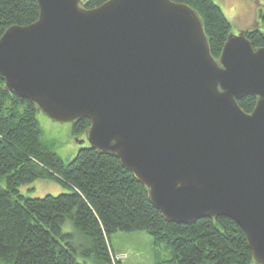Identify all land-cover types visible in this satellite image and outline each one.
<instances>
[{
    "label": "water",
    "instance_id": "obj_1",
    "mask_svg": "<svg viewBox=\"0 0 264 264\" xmlns=\"http://www.w3.org/2000/svg\"><path fill=\"white\" fill-rule=\"evenodd\" d=\"M35 1L38 19L0 38L4 88L53 121L89 119V147L166 221L229 217L264 264V45L231 32L216 58L198 11L174 0Z\"/></svg>",
    "mask_w": 264,
    "mask_h": 264
},
{
    "label": "trees",
    "instance_id": "obj_2",
    "mask_svg": "<svg viewBox=\"0 0 264 264\" xmlns=\"http://www.w3.org/2000/svg\"><path fill=\"white\" fill-rule=\"evenodd\" d=\"M86 7L106 0H83ZM188 3L203 20L211 52L218 58L232 23L214 0ZM39 17L35 0H0V38L12 25H28ZM264 25V14L262 15ZM264 28L246 30L254 47L264 45ZM0 75V264L120 263L110 245L117 231H146L154 242L173 249L175 264H254L246 234L229 217L201 218L192 224L166 221L150 202L148 188L116 156L81 147L66 162L42 140L39 111L33 103L6 90ZM251 112L256 98L238 101ZM89 119L71 123L75 135L86 134ZM37 179L57 180L70 192L29 197L20 188ZM4 182V184H3ZM70 220L83 240L73 245L63 233Z\"/></svg>",
    "mask_w": 264,
    "mask_h": 264
},
{
    "label": "rangeland",
    "instance_id": "obj_3",
    "mask_svg": "<svg viewBox=\"0 0 264 264\" xmlns=\"http://www.w3.org/2000/svg\"><path fill=\"white\" fill-rule=\"evenodd\" d=\"M214 1L232 23V33L238 34L240 31L253 28H264L262 18L264 0ZM37 117L42 129V140L52 146L66 162L72 160L81 147L89 145L85 134L78 137L75 135L71 123L53 121L42 112H39ZM71 190L70 185L50 179H37L20 188L21 193L29 197L58 195ZM63 233L72 234L73 245L83 244V240L70 220L63 225ZM110 245L113 247L116 261L118 259L120 262L118 264H175L173 249L165 243L156 244L146 231H117L110 236ZM76 256L85 264H97L94 259L82 254Z\"/></svg>",
    "mask_w": 264,
    "mask_h": 264
}]
</instances>
